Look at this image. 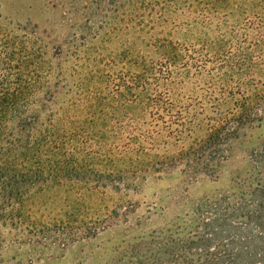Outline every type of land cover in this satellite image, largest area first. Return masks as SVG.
<instances>
[{
    "label": "rangeland",
    "instance_id": "obj_1",
    "mask_svg": "<svg viewBox=\"0 0 264 264\" xmlns=\"http://www.w3.org/2000/svg\"><path fill=\"white\" fill-rule=\"evenodd\" d=\"M232 2L243 25L256 22V1ZM173 8L162 0H0L3 29L29 48L23 30L36 33L46 85L36 97L51 93L46 116L58 115L76 162L68 175L43 176L64 184L35 192L27 225H0V264H264V68L230 93L239 104L250 99L251 113L230 116L210 142L209 100L221 101L225 115L227 95L195 45L204 32L173 29L194 18ZM225 18L220 12L214 24ZM154 36L181 48L167 87L139 65L157 59L141 46ZM142 81L172 107L168 118L143 108ZM169 120L184 126L179 140L165 129Z\"/></svg>",
    "mask_w": 264,
    "mask_h": 264
},
{
    "label": "trees",
    "instance_id": "obj_2",
    "mask_svg": "<svg viewBox=\"0 0 264 264\" xmlns=\"http://www.w3.org/2000/svg\"><path fill=\"white\" fill-rule=\"evenodd\" d=\"M162 1L174 7L172 12L175 14L181 13L177 7L182 6L190 16H194L184 23L170 25L187 33L193 30L204 32L198 35L195 45L205 52L206 60L203 63L213 71V79L219 82L220 93L227 95L222 102L229 106L225 115L221 112V101L209 100L210 107L216 113L207 125L210 132L208 140L211 142L222 136V129L230 116L243 117L251 113L250 99L244 98L245 101L239 104L235 94L230 96V93L236 90L242 92L248 79L252 81L255 75L263 72L260 68H264V0H253L259 7L253 9L251 15H256L254 18L257 20L254 23L245 22L244 25L234 13L237 9L233 0ZM220 12L227 19L214 24ZM210 29L216 34L215 37L209 34ZM23 33L31 48L29 44L27 46L26 39L0 25V225L12 227L30 222L28 208L35 192L64 184L56 179L43 180L46 173L68 175L76 169V162L66 154V150L73 149L65 148L66 141L59 135L60 129L65 126L60 128L56 113L50 112L46 116L48 104L53 98L51 93H46L49 95L44 101H38L36 97L46 88L44 72L34 48L36 33L28 27ZM141 46L144 51L157 56V59L142 57L139 65L143 74L153 76L150 77L152 81L157 84L164 82L163 85L167 87L172 81L169 71L177 63V55L181 52L180 45L172 42L170 37L154 36L142 39ZM149 72H155L154 75L166 73L168 76L159 78ZM142 82L143 108L166 113L168 118L172 114V107L166 100L157 99L153 90L148 93L149 89ZM154 88L156 91L160 87ZM127 90L134 92L131 85ZM168 122L165 129L179 140L186 132L184 126H176L170 120ZM56 157L64 160L59 162ZM47 158L55 161L46 166Z\"/></svg>",
    "mask_w": 264,
    "mask_h": 264
}]
</instances>
